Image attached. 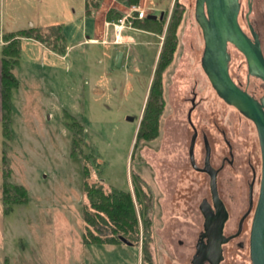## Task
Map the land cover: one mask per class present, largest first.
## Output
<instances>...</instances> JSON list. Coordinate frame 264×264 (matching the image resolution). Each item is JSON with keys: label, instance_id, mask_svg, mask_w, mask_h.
<instances>
[{"label": "rangeland", "instance_id": "1", "mask_svg": "<svg viewBox=\"0 0 264 264\" xmlns=\"http://www.w3.org/2000/svg\"><path fill=\"white\" fill-rule=\"evenodd\" d=\"M178 1L184 9L176 32L178 46L172 63L162 75L165 105L159 137L151 142L139 141L137 134L165 29L158 35L140 28L138 22L143 19L135 18L137 14L130 12L134 6H126L122 1L101 0L88 13L84 0H74L71 7L76 16L70 30L72 36L66 41L67 48L73 46L72 49H64L65 40L57 42L54 37L48 46L43 44L47 49L30 42L22 45L14 71L18 87L11 91L12 138L3 136L0 125V198L5 175L9 184L26 190L27 202L6 207L0 201V264H147L140 247L144 234L139 200L135 198L136 184L143 186L153 199L148 216L152 223L149 264H190L187 253L191 252V237H182L187 243L181 249L177 240L169 242L167 237L169 225L177 221L171 217L189 222L190 216L182 212L183 197L173 198L170 191H165L172 184L163 182L159 187L155 164L165 154L172 128L180 126L184 131L193 93L196 96V107L191 114L194 125L209 126L233 107L216 95L201 69L203 39L194 20L195 0ZM64 2L0 0V43L7 33L31 26H51L62 18ZM240 2L239 23L249 35L245 22L247 0ZM173 5L174 0H140L135 7L158 17L164 12L166 26ZM251 8L249 21L259 35L264 55V0H251ZM109 9L120 11L122 17L130 13L131 17L120 25L121 34L130 29L128 39H115L113 25L119 24L122 17L114 22L106 21ZM83 10L86 21L80 24L78 18ZM95 18L96 35H91ZM74 26L80 29L81 37L74 36ZM106 27L108 34L104 36ZM137 29L153 35L139 38L144 34ZM85 33L92 41L76 45L79 39L87 40ZM117 52L125 57L119 69L115 66ZM229 53L230 76L244 86L245 59L232 46ZM62 54L64 57H60ZM251 85L254 88L258 81L251 80ZM73 141L78 149L76 157L71 156ZM144 157L148 161L146 165L141 164ZM83 167L89 173V185H102L106 192L116 189L131 194L138 214L139 245L82 242V206L87 202L82 190ZM190 182L189 179L176 182L178 193L189 194L195 187ZM175 201L178 208L172 209ZM182 249L187 252L183 258L174 254ZM242 252H228L224 264H250L247 250Z\"/></svg>", "mask_w": 264, "mask_h": 264}, {"label": "flooded vegetation", "instance_id": "2", "mask_svg": "<svg viewBox=\"0 0 264 264\" xmlns=\"http://www.w3.org/2000/svg\"><path fill=\"white\" fill-rule=\"evenodd\" d=\"M251 80H257L258 85L253 88ZM233 81L256 100L264 95V83L248 78L247 70L244 86L240 81ZM250 85L253 89L249 88ZM195 98L193 93L185 116L184 131L180 126L172 128L170 142L164 148L165 154L155 164L159 187L163 182L172 184L165 191H170L173 198L183 197L185 207L182 212L190 216L189 222L171 217L177 221L169 225L167 237L169 242L177 240L180 249L186 245L185 239L191 237V252L187 253L184 249L174 251L180 258L187 253L190 264H224L226 254L232 251L244 253L242 251L247 250L249 258L250 230L261 205L264 175L257 126L234 108L228 114L222 113L221 120L214 119L209 126L194 125L191 114L196 107ZM159 134L160 125L155 139ZM141 164H148L147 158H142ZM185 179H189L190 185L195 187L189 194H179L176 182ZM177 204L175 201L172 209L178 208ZM217 235L220 241L225 239L219 255L210 250L211 244L219 239Z\"/></svg>", "mask_w": 264, "mask_h": 264}, {"label": "trees", "instance_id": "3", "mask_svg": "<svg viewBox=\"0 0 264 264\" xmlns=\"http://www.w3.org/2000/svg\"><path fill=\"white\" fill-rule=\"evenodd\" d=\"M100 1L101 0H85L86 11L89 13L90 8L97 7ZM118 1H122L126 6H137L140 3V0ZM183 11L182 4L178 0H174L173 9L166 26V16L164 14L162 19H159V17L156 19L145 17L143 20H138L140 28L145 30L148 29L150 32L158 35H161L165 29L162 48L159 52L156 63L154 79L152 80L143 117L140 121L137 134V139L139 141H153L158 135L160 117L165 105L162 75L172 63L177 50L178 40L176 32L180 25ZM121 17L122 13L114 9H109L105 16L106 21L108 22H114ZM52 37H54L57 42L63 39L61 26H52L46 31H42L39 28H29L26 30H20L17 33H7L2 37L7 43L0 52L2 134L9 139L12 138L10 129V120L12 116L11 91L18 87V80L14 71L19 64L21 51L19 39H31L48 46ZM76 146V141H73L71 151V156L73 157L78 155V149ZM2 161L4 164L7 163L4 156ZM4 177L0 198L2 205L7 207L10 206L8 204L26 203V190L22 187L9 184ZM88 178L89 173L83 167L82 190L87 202L82 206L81 216L84 224L82 242L86 245H116L122 243L119 238L123 237L132 242L133 246L139 245L138 237L140 234V228L138 214L136 213L131 194L128 192L117 191L116 189H111L110 192H106L102 185H89L87 182ZM135 198L139 200V216L142 219L141 231L144 234L140 245L142 259L149 264L152 262V256L149 252V245L152 242V223L148 216L151 213L153 199L140 184H136L135 186Z\"/></svg>", "mask_w": 264, "mask_h": 264}, {"label": "water", "instance_id": "4", "mask_svg": "<svg viewBox=\"0 0 264 264\" xmlns=\"http://www.w3.org/2000/svg\"><path fill=\"white\" fill-rule=\"evenodd\" d=\"M248 12L245 16L249 35L239 23L240 0H195L194 20L200 28L203 39V51L200 66L216 95L227 105L236 109L245 118L252 121L258 129L264 171V95L256 100L250 93L237 85L229 74V46L240 52L246 63L247 77H253L264 83V56L258 33L249 22L251 0H247ZM148 18L156 19L154 15ZM163 13L159 15L162 19ZM123 53L117 52L116 68H121ZM129 121L132 118H127ZM261 205L255 214L250 230L249 258L251 264H264V175L261 187ZM220 232H218V235ZM217 235L211 244V252L219 255L223 241ZM120 241L131 246L132 242L123 237ZM218 240V241H217ZM216 264V263H215Z\"/></svg>", "mask_w": 264, "mask_h": 264}, {"label": "crops", "instance_id": "5", "mask_svg": "<svg viewBox=\"0 0 264 264\" xmlns=\"http://www.w3.org/2000/svg\"><path fill=\"white\" fill-rule=\"evenodd\" d=\"M74 2V0H69V1H66L65 0V2L63 3V10H62V18H59V19H57V20H55V23L54 24H56V25H54V24H52L51 26H47L46 28L45 27H41V28H39V29H41L42 31H46L47 29H49L50 27H52V26H61L62 27V33H63V39L61 40L62 42H63V40H65V42H64V46L62 45V47L64 48V49H72V47H70V48H67V39H68V37H71L72 36V34H70V30H71V28H72V24H73V20L75 19V16H76V14H75V11L73 10V8L71 7V4ZM84 7H85V0H84ZM71 8H72V12H71ZM139 9H141V8H139ZM164 13V12H163ZM82 16L81 17H79L78 19H79V22H80V24H81V22H85L86 21V13H85V11L83 10V12H82ZM155 15V14H154ZM83 17V18H82ZM88 17H90V20L92 19L93 20V17H91V16H88ZM89 22H91V21H89ZM96 18L94 19V21H93V25H94V28H93V32H92V34L91 35H96L95 33V31H96V28H95V26H96ZM105 24L107 25L108 23L105 21ZM89 25V24H88ZM32 28H37V27H34V26H31ZM69 27H70V29H69ZM77 28L78 27H76V26H74V36L76 37V35H79V37H81V32H80V29L79 30H77ZM82 29V28H81ZM25 30V29H24ZM130 30V29H129ZM129 30L128 29H125L124 31H123V34H121V35H119V36H117V37H115V39H118V37L123 41V40H126V39H128L129 37H130V35H131V33L129 32ZM137 31L138 32H140V34H144V36L143 35H139V38L140 37H146L145 35H148V36H152L153 34L152 33H150V32H147V31H144V30H139V29H137ZM69 33V34H68ZM103 34H104V36H106L107 34H108V30H107V27H106V29L104 28L103 29ZM114 35H115V33H114ZM133 35V34H132ZM110 36H112V35H110ZM91 36H89V35H87L86 33H85V38L87 39V40H85V41H83V42H80V40L81 39H79V40H77V44L76 45H78V44H82V43H89L88 41H92L91 40V38H90ZM3 39V38H2ZM33 43V44H37L36 46H38L40 49H47L46 47H44L43 46V44H41V43H39V42H37V41H35V40H31V39H25V38H23V40L20 42V44H21V49H22V45L24 44V43ZM7 43L4 41V40H2V42L0 43V52H1V50H2V48L6 45ZM113 45V44H112ZM62 48V49H63ZM60 57H64V54H62ZM124 60H125V57H124V55H123V61H122V65H124ZM0 78H1V61H0ZM14 90V89H13ZM0 125H1V128H2V103H1V94H0Z\"/></svg>", "mask_w": 264, "mask_h": 264}, {"label": "built area", "instance_id": "6", "mask_svg": "<svg viewBox=\"0 0 264 264\" xmlns=\"http://www.w3.org/2000/svg\"><path fill=\"white\" fill-rule=\"evenodd\" d=\"M130 12H135V13L137 14V16H135V18H137V19H144V18L146 17V15H147L143 10H141V9L135 7V6L132 7V9H131ZM128 17H131L130 13H129V15L123 16V17L119 20V24H117V25L114 24V25H113V26H114V31H115V34H116L115 37H117L118 35L121 34V31L123 30V28H122V26H120V25H123V23H124L125 21H127Z\"/></svg>", "mask_w": 264, "mask_h": 264}]
</instances>
